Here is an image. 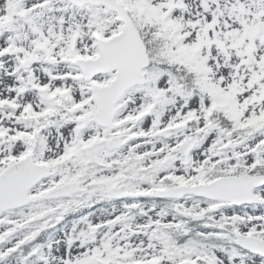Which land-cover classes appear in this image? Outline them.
<instances>
[{
    "label": "snow or ice",
    "instance_id": "6c2138e0",
    "mask_svg": "<svg viewBox=\"0 0 264 264\" xmlns=\"http://www.w3.org/2000/svg\"><path fill=\"white\" fill-rule=\"evenodd\" d=\"M0 264H264V0H0Z\"/></svg>",
    "mask_w": 264,
    "mask_h": 264
}]
</instances>
